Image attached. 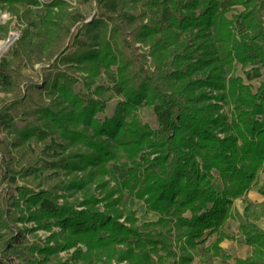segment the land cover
<instances>
[{
    "label": "trees",
    "instance_id": "1",
    "mask_svg": "<svg viewBox=\"0 0 264 264\" xmlns=\"http://www.w3.org/2000/svg\"><path fill=\"white\" fill-rule=\"evenodd\" d=\"M103 1L76 30L87 43L69 52L66 21L75 9L72 2L0 0V9L14 12H19L18 2L45 7L37 27L25 26L0 58V110L10 111L0 118V129L6 130L0 169L2 154L55 134L69 149L58 166L82 172L64 187L83 192L78 208L67 198L58 202L48 189L21 185L16 194L10 188L0 194V227L13 229L25 219L49 229L57 225L63 233L58 247L82 242L97 264H168L173 259L193 264L195 257L208 264L215 257L221 264H264V227L255 221L240 224L251 254L233 263L221 244L233 237L224 226L234 199L264 171V80L254 91L232 74L236 63L259 61L255 69L264 70V0H229L242 6L231 16L222 0H116V10L100 6ZM126 8L139 10L138 22L122 16ZM0 30L7 28L0 24ZM23 60L30 66L50 62L56 70L44 75L41 85L23 71ZM113 66L124 98L112 116L101 119L97 113L105 104L75 90L74 72H84L90 87L102 69ZM104 88L98 84L92 93ZM143 102L172 106L166 127L158 130L142 120ZM122 156L124 178L109 164ZM13 160L7 163L8 174L16 171ZM124 189L158 213L156 220L143 223L157 226L156 232L137 224ZM259 190L264 196V183ZM43 197L52 198L54 206L41 205ZM170 227L173 236L165 231ZM17 241L13 236L0 242V264H15L11 249Z\"/></svg>",
    "mask_w": 264,
    "mask_h": 264
},
{
    "label": "rangeland",
    "instance_id": "2",
    "mask_svg": "<svg viewBox=\"0 0 264 264\" xmlns=\"http://www.w3.org/2000/svg\"><path fill=\"white\" fill-rule=\"evenodd\" d=\"M46 2L49 0H40ZM75 6L74 12H79L69 18L66 21V30L69 34L66 45H69L68 51L74 49L76 44H86L87 39L82 35H77V28L84 22L90 20L97 12L99 7V0H69ZM107 1L100 3V6L116 10V5L112 2L111 5H106ZM104 3V4H103ZM110 3V2H109ZM40 5H43L42 3ZM22 14L14 12L11 8L0 9V24L7 28V31L0 30V49L2 45L8 41L11 36V43L0 53V58L10 49L17 39L20 37L22 30L25 26L37 27L38 20L43 14L44 9L42 7H35L31 5H24ZM222 6L226 7L227 14H238L242 6H232L229 4V0H222ZM34 8V9H33ZM139 10H133L126 8L122 12V16L125 19L135 22L139 21ZM167 10L164 8L162 14L165 19ZM71 19V20H70ZM238 23V19L236 20ZM16 37L12 39V37ZM22 69L25 73L30 74L38 84H43L44 75L48 72L54 73L56 69L49 68L50 62H47L44 66L40 63H35L34 66H30L26 60L21 61ZM259 61L242 66L240 63H236L232 74L241 76L243 81L250 84L254 91L258 88L261 81L264 80V70L261 71L255 69L258 66ZM61 67H63L61 65ZM77 76V81L74 88L81 95L88 98L96 96L105 104V108L102 111H98L97 116L101 119L112 116L115 112L116 106L120 100L124 97L121 94L120 86L117 84L115 66L112 69H102L101 74L94 80L89 87L86 83L84 72H74ZM103 85L105 88L101 94H93L92 90L96 85ZM0 95H4L0 92ZM45 101H50V96L46 93L43 94ZM172 106L168 108H161L158 103L148 104L143 102L139 108V115L143 121L148 122L153 128L158 130L164 128L168 124V118ZM223 110L230 112L228 104H224ZM10 111L0 110V118H8ZM17 124H23V121L16 120ZM6 130L0 129V139L5 136ZM69 149L64 147V141L57 135L53 134L41 141L32 139L27 142L25 146L18 147L16 149H10L8 154H2L4 162L0 169V194L5 195L11 188L13 192L17 194L18 186H27L33 190L48 189L53 191L58 196V202H63L64 198L69 201H74L76 204L83 199V192L81 189L66 188L65 184L69 183L73 177H80L81 171H67L63 167H59L58 164L63 162L67 158ZM14 158L13 167L16 171H10L7 173V163ZM125 159L122 156L118 160L109 161V164L116 169L120 178H124L127 175V167L121 166V161ZM9 165V164H8ZM26 169H25V168ZM215 174L217 172L215 171ZM264 183V171H260L256 182L252 187L245 192L242 196L235 198L232 204V217H230L224 226V230L233 237L225 238L222 241L223 250L230 254L229 261L235 263V257H246L251 254L252 246L246 243L243 232L240 229V224L247 221H255L262 227H264V196L260 192V187ZM92 187L95 194L98 196L101 194V190L96 187V182H93ZM126 198V202L129 207L135 210L138 216L137 224L145 228H151L153 231H157V226H143L144 222L150 220H156L158 213L151 210L143 199L134 195H129L127 190L123 191ZM41 205L54 206L55 201L50 197H43ZM100 205L103 207L102 203ZM78 208H82L79 203L76 205ZM34 207V206H33ZM24 214H28L25 209ZM3 218V214L0 211V219ZM124 220V217L120 218ZM169 235H174L173 227L165 229ZM62 231L57 225L52 226L50 229L41 226L35 219L19 220L14 225V228L0 227V242L10 240L13 236L18 237L19 242L17 246L11 249V257L15 264H97V258L93 253L87 251V247L82 242H77L67 248L58 247L62 241ZM215 238V234L211 235L208 239V243L212 242ZM16 244V241H13ZM50 247H55L49 251ZM45 248V249H43ZM44 250V251H43ZM84 255V257H82ZM85 256L87 258H85ZM176 259L170 260L168 264H176ZM212 264H221V257H215ZM113 263L115 261L113 260ZM193 264H208L201 261L198 257H195Z\"/></svg>",
    "mask_w": 264,
    "mask_h": 264
},
{
    "label": "crops",
    "instance_id": "3",
    "mask_svg": "<svg viewBox=\"0 0 264 264\" xmlns=\"http://www.w3.org/2000/svg\"><path fill=\"white\" fill-rule=\"evenodd\" d=\"M105 1H107L106 2V5L107 6H109V5H111V3L113 2L114 3V5H116V0H105ZM110 2V3H109ZM104 4V3H103ZM24 5H31V6H34V8L37 6H39V7H42L43 9H44V7H43V5H40V4H38V5H33V4H31V3H29V2H18L17 3V6L19 7V11H20V14H22V10H23V8L25 7ZM111 6H109V8H110ZM33 8V9H34ZM45 10V9H44ZM167 10V9H166ZM163 12H164V9H163ZM42 13H44V12H42ZM76 14H79V12L77 11V12H75V13H73L71 16V19L73 18V16H75ZM43 15V14H42ZM41 15V16H42ZM70 19V20H71ZM67 21H69V19L67 20Z\"/></svg>",
    "mask_w": 264,
    "mask_h": 264
},
{
    "label": "bare ground",
    "instance_id": "4",
    "mask_svg": "<svg viewBox=\"0 0 264 264\" xmlns=\"http://www.w3.org/2000/svg\"><path fill=\"white\" fill-rule=\"evenodd\" d=\"M11 43V39L6 41L4 45H2L1 49H0V53Z\"/></svg>",
    "mask_w": 264,
    "mask_h": 264
},
{
    "label": "built area",
    "instance_id": "5",
    "mask_svg": "<svg viewBox=\"0 0 264 264\" xmlns=\"http://www.w3.org/2000/svg\"><path fill=\"white\" fill-rule=\"evenodd\" d=\"M14 38H16V37L13 36L12 39H14ZM10 39H11V36L8 38V40H10Z\"/></svg>",
    "mask_w": 264,
    "mask_h": 264
}]
</instances>
